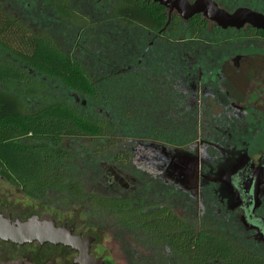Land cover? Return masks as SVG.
Returning a JSON list of instances; mask_svg holds the SVG:
<instances>
[{
    "label": "flooded vegetation",
    "instance_id": "1",
    "mask_svg": "<svg viewBox=\"0 0 264 264\" xmlns=\"http://www.w3.org/2000/svg\"><path fill=\"white\" fill-rule=\"evenodd\" d=\"M87 1L77 7L70 0L68 4L74 12L90 15L91 19L82 17L93 23V40H98L94 56H105L103 62L93 57L90 68L76 62L89 79L93 101L100 100L101 83L105 80L109 83L112 75H125L115 81L119 83V98H103L106 107H101V102L91 106L88 118L94 124L92 139H104L105 149L119 147V162L131 161L130 155H134L139 169V173H132L112 167L102 175L101 181H108L112 189L119 187L124 195L115 192L114 196H96L137 200L144 213L152 206L167 209L197 235L207 231L236 232L237 240L224 234L234 244L264 259L241 243L246 239L245 244L264 248V30L251 25L225 28L204 13L184 20L177 11L154 0H144L165 17L164 26L154 31L130 26L119 18L115 11L120 0L108 10L99 5L101 2ZM187 1L193 5L199 0ZM204 2L216 4L230 14L240 8L264 14V2L258 4L261 11L249 4L235 6L231 0ZM0 4L20 24L44 38L52 37L15 15L16 9L22 15L31 13L26 17L33 22L38 18L37 6L41 4L44 6L41 10H50L60 21L79 29L87 25V22L82 26L64 19L48 0H0ZM176 19L182 26L180 33L176 32ZM114 58L119 65H113ZM10 60L41 93L40 85L28 71L48 75L14 57ZM97 74L102 79H97ZM128 75L131 78H126ZM4 87L0 83V88ZM74 97L79 102L78 96ZM24 99L28 105L27 100L33 98ZM7 209L9 212L0 206V217L22 222L38 217L41 221L55 222L57 228L67 230L74 237L92 238L89 258L107 264V254L98 253L97 236L78 217L61 220L59 216L47 218L42 215L44 210L22 215L13 208ZM151 241L166 246L177 263L191 264L190 257L178 254L165 242H154L152 238ZM79 258V251L63 245L39 242L17 245L0 241V264H78Z\"/></svg>",
    "mask_w": 264,
    "mask_h": 264
},
{
    "label": "trees",
    "instance_id": "2",
    "mask_svg": "<svg viewBox=\"0 0 264 264\" xmlns=\"http://www.w3.org/2000/svg\"><path fill=\"white\" fill-rule=\"evenodd\" d=\"M48 1L64 19L84 22V18L70 7L69 0ZM120 2L115 13L128 25L153 28L154 31L164 26L162 12L156 13L144 0ZM174 24L176 32L180 33V22L176 19ZM0 50L5 55L0 59V83L5 85L0 88V175L36 200L43 199L53 190L82 202L85 192L81 183L73 180L72 153L62 146L68 139L93 138L94 124L62 101L46 102L30 110L24 98L36 99L40 91L22 69L12 64L10 57L64 82L80 73L90 88L87 75L52 38L35 34L10 16L1 4ZM73 84V90L80 88ZM89 202L115 212L128 227L141 226L154 242H165L178 254L190 257L191 264H264V259L234 244L224 233L207 231L197 235L167 209L152 206L144 213L137 200L96 195L91 196Z\"/></svg>",
    "mask_w": 264,
    "mask_h": 264
},
{
    "label": "rangeland",
    "instance_id": "3",
    "mask_svg": "<svg viewBox=\"0 0 264 264\" xmlns=\"http://www.w3.org/2000/svg\"><path fill=\"white\" fill-rule=\"evenodd\" d=\"M4 1L7 2V0ZM79 1L80 4H77L73 3L77 2V0H70L71 4L76 7L80 6L81 2L83 4L85 0ZM231 1L235 3V6L237 3L249 4L255 10L262 9L258 7V4L264 2V0ZM91 2L94 4L95 2H101L99 5L106 6L107 10L110 6L111 9H113L114 6L119 4L118 0H91ZM41 7L44 6L41 4L37 6L38 18H34L33 22L26 17L32 15L31 13L24 12L22 15L20 14V10L16 9L14 14L22 17L33 27L47 31L53 38L55 44L78 64L90 68V65L94 63L93 57L97 62H103V60H105L104 55L94 56V50L97 47L98 40H93L94 32L91 30L93 23L90 22V20L84 19V22L80 25L86 22L87 25L83 29H79L77 26L75 27L67 21L63 22L58 20L56 16L50 13V10L46 12L45 10H41ZM80 15L91 19L90 15L87 13H80ZM108 15L111 14L108 13ZM135 31L136 30L133 28L131 33L134 34ZM97 35H99L98 32ZM0 57L5 58V55L0 52ZM116 59H118V57H116ZM112 61L113 65H116L114 63L119 65L118 60L115 61V58L112 59ZM28 72L41 87V93L37 99L33 98L27 100L31 110L46 102L62 101L76 108L80 114L87 118L89 112H91V106L94 103L100 105L101 102V107H106L107 104L104 103L105 100H103V98L113 100L119 98V83L115 81L125 78V75L118 74L112 75L109 83V80H105L101 83L102 87L99 88L98 96L100 100L93 101L90 96V88H88L86 85L87 83L84 82L85 79L81 77L80 73H75L70 81L64 82L55 77L45 76L33 71ZM132 76L134 78V74ZM96 78L100 80L102 79V75L100 76L97 74ZM126 78H131V75H128ZM73 83L80 88L78 90H73L71 88ZM74 95L78 96L79 102L76 101ZM83 102H85L84 105ZM116 117L119 118L120 116L117 115ZM105 146L106 141L104 139L97 138L93 140L90 137L68 139L62 146L72 153L71 172L73 174V180L79 181L85 192V199L82 202L75 200L66 193L53 190L48 191L43 199L36 200L23 195L14 185L5 178L0 177V206L3 205L7 212H9L7 207L13 208L16 211H20L22 215L33 214L39 210H44L42 215L47 218L59 216L60 219L63 220L65 217H78V221L83 223L89 231L97 236L98 253L107 254V264H180L177 263V259L170 254L166 246L154 244L147 232L142 233L139 226L128 227L115 212L103 210L90 204L89 198L96 194L114 196L113 194L118 192L119 196L124 195V191L119 187L112 189L108 181H101L102 175L111 170L112 167L117 166L118 169L122 167L124 170H129L132 173H139L134 155L129 154L130 158L132 157L131 161L127 159V161L119 162L121 158L119 147L105 149ZM130 197L132 196L130 195ZM184 218L189 221L188 216ZM224 233L228 234L229 237L233 239L236 238L234 235L238 234L236 232ZM241 243L246 245L250 250L257 251L258 254L264 257V248H253L245 244L248 243L246 239L241 240Z\"/></svg>",
    "mask_w": 264,
    "mask_h": 264
},
{
    "label": "water",
    "instance_id": "4",
    "mask_svg": "<svg viewBox=\"0 0 264 264\" xmlns=\"http://www.w3.org/2000/svg\"><path fill=\"white\" fill-rule=\"evenodd\" d=\"M171 11L177 13L188 20L194 14L204 13L211 21L223 27L243 28L251 25L254 28L264 30V14L249 8H240L230 14L217 7L216 4H209L204 0H199L196 4H190L187 0H154ZM0 241L11 242L17 245H27L39 242L40 244L63 245L71 247L80 253L78 264H103L101 260L94 261L89 258L92 238L82 240L74 237L65 229L57 228L53 221H41L38 217H33L28 221L5 219L0 217Z\"/></svg>",
    "mask_w": 264,
    "mask_h": 264
}]
</instances>
